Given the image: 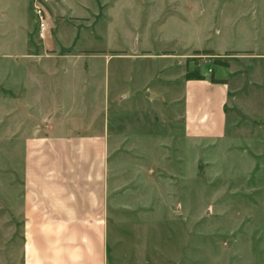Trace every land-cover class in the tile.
Instances as JSON below:
<instances>
[{
    "label": "rangeland",
    "instance_id": "obj_1",
    "mask_svg": "<svg viewBox=\"0 0 264 264\" xmlns=\"http://www.w3.org/2000/svg\"><path fill=\"white\" fill-rule=\"evenodd\" d=\"M80 3L68 4L69 15H94L91 27L81 20L48 34L45 21L41 37L35 11L42 0H0V264H18L22 160L27 143L62 115L57 102L106 112L108 264H139L140 239L145 264H264V95L246 85L228 106L222 136L196 141L168 115L179 102L162 112L161 98L152 96L169 90L157 79L170 76L172 88L184 68L186 76H230L234 83L261 76V65L237 58L264 53V0H95L89 11ZM136 44L150 59L113 60L106 95L98 77H82L75 62L102 57L99 51L120 56L104 50L129 52ZM196 50L236 55L220 58L223 67ZM51 63L58 69L53 83L33 78ZM97 68L103 84L104 68ZM134 85L139 96L131 99ZM173 96L170 89L165 100ZM144 132L155 140L136 144Z\"/></svg>",
    "mask_w": 264,
    "mask_h": 264
},
{
    "label": "crops",
    "instance_id": "obj_2",
    "mask_svg": "<svg viewBox=\"0 0 264 264\" xmlns=\"http://www.w3.org/2000/svg\"><path fill=\"white\" fill-rule=\"evenodd\" d=\"M90 1L95 0H42L48 34H50L51 27L59 26L67 30V28L79 26L77 22L81 20L91 27L92 23L89 20L94 15L86 13V15L78 16L72 12L69 15L70 8H68L70 2H81L79 6L89 11ZM216 18L217 15L214 17V23ZM238 18L240 15H237L234 21ZM69 19L70 21L67 22ZM65 44L67 43H63ZM61 45L57 44V48ZM105 51H113L120 56L106 57L103 52L99 51L103 54L102 57H80L75 60L76 65L82 67V77L87 75L92 80L98 77V92L103 91L105 95L106 76L113 60L150 59V57H140L144 51H140L137 44L135 49L129 52ZM210 51H213L219 59L229 52ZM82 53L96 52L82 50ZM237 59L248 60L251 63L254 61L261 65V76L249 77L241 80L240 83L237 81L234 83L233 78L227 76L221 78L224 83H211L207 74H203L201 80H187L184 68L179 77L173 81L172 88L168 87L171 82L170 76L167 81L163 82L157 79L169 89L167 95L170 89L173 91L174 98L165 100L166 94L157 93L152 96L161 98V105L158 106L162 112L170 108L169 104L179 102L180 105L174 106L168 115L178 118L177 120L181 122V130L185 139L196 141L201 138L222 136L228 125V106L236 95L245 90L246 85L264 95V53H251L250 56ZM65 62L68 61H63L61 66ZM97 64L98 67L103 66L104 68V72L102 71L103 84L100 79L101 71L98 70ZM43 66L46 74L38 76L35 73L33 78L53 83L56 77L52 76L53 71H58V69L53 63L50 64V68ZM165 71L168 70L165 69L161 73H166ZM132 80H129L130 84ZM127 95L131 99L138 98L137 86L134 85ZM56 104L58 108H61L62 115L51 118L48 128L43 131L44 136L27 143L22 160L20 200L15 209V216L18 217L22 228L21 246L15 253L18 264H108L107 146L112 133L106 122V112L99 109L92 112L88 108L83 109L85 112H80L75 109V106L67 107L58 102ZM153 112L155 113L154 108ZM160 119L164 120L161 116ZM167 121L166 119L164 122L166 126H168ZM144 133V136H141L142 140L137 139L139 136L135 135L136 144L137 141L146 143L155 140L148 132ZM123 134L113 136L123 138ZM142 224L147 225L144 221ZM142 237L143 235L140 236ZM140 242L141 246H137L136 259H139V264L143 262L145 264L146 255L142 249L146 247V240L140 239ZM2 264H6V261Z\"/></svg>",
    "mask_w": 264,
    "mask_h": 264
},
{
    "label": "trees",
    "instance_id": "obj_3",
    "mask_svg": "<svg viewBox=\"0 0 264 264\" xmlns=\"http://www.w3.org/2000/svg\"><path fill=\"white\" fill-rule=\"evenodd\" d=\"M193 53H194V55L209 57L214 62H218L219 65H221L223 67H228V64L227 63H223V62H219L218 61L219 58L214 54L213 51H210V50H202V51L196 50ZM225 55L226 56H230V55H236V54L234 52H227ZM188 59H190V58H188ZM186 79L187 80H201L202 78L200 76H197V77L189 76L188 75V71H187ZM210 81H211V83H224L223 80H216L213 77L210 78Z\"/></svg>",
    "mask_w": 264,
    "mask_h": 264
},
{
    "label": "built area",
    "instance_id": "obj_4",
    "mask_svg": "<svg viewBox=\"0 0 264 264\" xmlns=\"http://www.w3.org/2000/svg\"><path fill=\"white\" fill-rule=\"evenodd\" d=\"M36 13V19L39 25V35L43 37L44 31L46 29L45 26V11L42 7H39L35 11Z\"/></svg>",
    "mask_w": 264,
    "mask_h": 264
}]
</instances>
